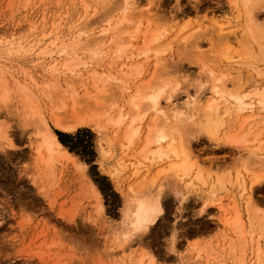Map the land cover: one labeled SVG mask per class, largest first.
Instances as JSON below:
<instances>
[{
	"label": "rangeland",
	"instance_id": "1",
	"mask_svg": "<svg viewBox=\"0 0 264 264\" xmlns=\"http://www.w3.org/2000/svg\"><path fill=\"white\" fill-rule=\"evenodd\" d=\"M115 1L120 0H0V127L10 134L9 138L0 134V264H138L135 261L141 257V264H147L150 258H155L154 264H264V226L255 225L257 232L250 234L252 219L248 220L243 196L236 187L213 195L200 183L187 186V178L179 185L172 184V177V182L169 177H160L154 187L152 178L165 163L148 162V167L141 166L144 169L135 172L142 137L133 147H124V128L117 131L106 121L109 105L112 112L120 104L128 106V96L137 89L147 93L151 84L158 89L167 77L173 81L163 80L171 85L167 84L160 96V106H185L198 86V97L209 98L214 76L205 70L203 63H207L215 76L223 78L226 90L244 93L246 100L253 102L252 108L228 116L230 122L219 135L225 138L250 130L252 138L261 131L263 139L264 108L257 100L264 88V55L257 60L251 58L252 66L245 62L248 54L239 46L245 17L240 12L241 1L137 0L142 11L135 15ZM260 13L264 16V8ZM184 24L189 26L179 33ZM190 30L195 34L188 40L183 38ZM151 31L161 33L159 41L171 43L160 55L167 60L159 61V66L158 58L152 57L154 52L147 54L148 59L141 51ZM135 32V37L131 36ZM94 48H98V54L93 53ZM224 49L229 51L228 56L221 54ZM78 55L88 59L87 66L76 63L80 72L53 71L54 60L61 63V59L75 60ZM88 68L95 73H89ZM20 83L36 96L44 117L58 138L67 141L62 143L75 159L60 157L47 168L36 157L35 119L28 118ZM156 87L151 88L154 91ZM174 88L167 101V92ZM244 115L250 117L242 123ZM54 116L67 121L81 117L93 120L63 130L53 124ZM192 137L195 153L208 164L204 165L221 174L236 172L242 161L257 162L250 148L262 140L258 138L255 145L242 148L217 141L206 132H196ZM259 147L257 154L264 156V140ZM262 157H258L259 164L248 166L260 170ZM114 166L121 169L116 177L111 173ZM157 191L163 210L149 230L135 231L141 242L136 234L125 244L120 242L124 233L133 231V198L145 199ZM252 194L251 209L264 220V179L256 183ZM235 204L241 205V212L244 208L242 217L248 231L244 240L232 224L223 222L233 217ZM258 241L260 257L256 256Z\"/></svg>",
	"mask_w": 264,
	"mask_h": 264
},
{
	"label": "bare ground",
	"instance_id": "2",
	"mask_svg": "<svg viewBox=\"0 0 264 264\" xmlns=\"http://www.w3.org/2000/svg\"><path fill=\"white\" fill-rule=\"evenodd\" d=\"M196 1H198V0H196ZM235 1H241L239 3H241L240 5H242L243 10H240V9L239 10L241 13H244L243 15L245 16L243 18L244 19L243 24L240 27L241 31L239 33V41L241 42V44H239V46L240 47L242 46L241 50H243L246 54H248V55H246L245 53L244 54L242 53L244 56L245 55L247 56V57L245 56V58H247V59H245V62L247 64L248 63L251 64L250 66H252V64L254 63V62H252V59H256L257 57L260 58V56L263 57V55H264V16H263V13H260L261 9L264 8V0H235ZM115 2L117 3V4L115 3V5H118V7H119V5H122L123 8H125L126 10L129 9V10H131V12L133 11L132 12L133 15L142 11L141 8H139L137 5V0L135 2H133L131 0H120L119 2H117V1H115ZM237 4H238V2H237ZM196 6H199V5L196 4ZM86 7H87V5H86ZM196 10H199V9H196ZM150 16H151L150 14H148V13L146 14V17L149 20H150ZM238 16H240V15H238ZM125 18H126V15H125ZM188 26H189L188 24L182 25V27H180L181 29L179 30V33H181L182 31H185ZM138 28H140V26ZM138 28H136V31L137 30L139 31ZM146 31L147 30H144L143 32H146ZM187 31H189V30H187ZM191 31L192 30H190V33L188 32V34L184 33L183 38L185 37L188 40V38H190L192 35L195 34V33L194 34L191 33ZM137 32H135L132 35L130 34V35L135 37ZM149 33H148L149 34L148 39H146V42L143 43V46H141V49H143L141 51L146 56L151 51L154 52L155 55H154V53H152L153 54L152 57L154 56V58H156V60L158 58L157 63H156V61H153L156 64H158L159 61L162 62L163 60H167V59H165L166 56L160 57V55L162 53H164L168 49L169 46H171V43L168 42L167 40H165V42L159 41L160 40L159 35L161 34L159 32H155V31L152 32L151 31ZM180 36H182V35H180ZM183 40H186V39H183ZM253 41L257 45L255 48L251 46V44H254ZM131 45H132V43H131ZM167 45H169V46H167ZM134 47H135V45H134ZM97 49L94 48L92 50L94 54H98ZM137 49H139V48H137ZM226 50H229V47L226 46ZM62 51H64V49ZM223 51L224 52L221 54H225L224 56H228L229 51L226 52L225 49ZM236 52L240 53V51H236ZM66 54H68V53L66 52ZM239 56L236 58H239ZM147 57H148V59L150 58L149 55ZM248 57H249V59H248ZM71 58H74V57H71ZM81 59L82 58L80 57V55L76 56V58H75V60H78V61H75L74 59L69 58V59H65L64 61L61 59L62 62L59 63L58 59H56L52 62L51 67L56 69V70H53L54 72L55 71L59 72L58 70L61 69L62 72L71 71L73 73L74 72L77 73V72H80L81 70L76 69V65H77L76 63H82L85 66H87V64H88V61H87L88 59H86V60H83V59L81 60ZM89 59H90V57H89ZM242 59H244V57ZM247 60H248V62H247ZM200 63H202V62L200 61ZM203 64L205 66V70H207L210 75L214 76V81H213L214 83H212L213 85L211 88L213 94L209 98H207L205 100H201L198 97V94L200 92V91H196L200 87V86H198V88L195 91L192 90V92L190 93L189 97L185 101V103H186L185 106L184 105L183 106L174 105V107L164 108L163 106H160V96L162 95L163 92H165V89H166L165 87H167L166 85L169 84L168 82H171L170 80H172V78L170 79V77H167V78H164L163 80L166 79V81H168V79H169V81L166 82V81L162 80V82L159 83L160 85L157 84V85H159L158 89H157L155 84H151L152 86L148 85V84H150V82H148V84H147L148 85L147 88L150 87L149 92L147 91V93H146V91H145V93H144V91H142L143 92L142 93L139 89H137L138 91H136L135 94H131L130 96H128V101H127L129 104L128 106H126L125 103L120 104L118 106V109H114V111L112 112L111 110H112L113 106L109 105V109L107 110L109 112L106 113L108 116L107 115H106L107 117L105 116L107 118L106 121L110 125H113L117 131H118V129H121L122 127L124 128V136H125L124 138H125V140H127L126 144H124V147L126 145L127 148L128 147L130 148L132 145L135 144V141L137 138L142 137V139H143L142 145H140L138 147L137 152H136L137 154L134 153V154H136V161L138 163V166L135 167V169H136L135 172L140 171V169H144V168H140L141 166L146 167V165H147V167H148V162L149 163L151 162L153 164L159 163V162L165 163V166H162V168L159 167L161 169H159V171L157 170V174H155V176H153L152 183L157 182L160 177L162 179L164 178L165 180H166V178L169 179L172 177L174 180V182L172 184L175 183V184L179 185L180 181L187 178V179H189L187 184H186L187 186H191L190 184H193V186H194V184L196 182L200 183V184L206 186L208 188L209 192H211V194H213V195L218 190H226L227 191L228 190L227 188L230 186L236 187L240 193V197L243 196L244 205H245L244 207H246L245 209H246V212L248 215V220L252 219V220H249L252 222L250 225L251 227L249 226L251 229V231H249V232H250V234L252 233L251 235H253L256 231L254 228L255 225L263 224L262 226H264V220L261 219L260 215H258L259 213L256 214L257 212H255V210L251 209V206L253 203V195H254V194H252V192L254 191L256 183H259L260 181H262L264 179V170H263V166H262V164L264 165V163H263L264 159L262 160L263 162L262 161L260 162V167L258 166L260 170H255L256 168H253V166H255V164H254L256 162L255 160L252 161L251 159H248L247 162L249 163V165H250V163H251V165L253 164V166L251 168H253L254 170L248 166V163H246V161L244 163L242 161L241 165L239 164L241 166V168L236 169L237 171L234 173H228L229 172L228 170H227L228 174H224V173L221 174L218 172L213 173V172H215V170L211 169L213 172L211 170H209L210 168L208 169V167H206V165H204L207 163L204 160H201V158H200L201 155L199 156V154L195 153V150L193 149V147L191 145L192 144L191 143V141H192L191 137L192 136L194 137V135H196V132H197V134L199 131L202 133L206 132V134L208 136H211V138H214L217 141H225V142H229L231 144H237L238 146L243 148V147H248L250 144H254L258 140V138L262 139L261 138L262 132L257 130L259 133L256 132L252 138H249L250 133H251L250 130L246 131V132H241V133L238 132L237 134L235 133V134H233L229 137L227 136L225 138L219 135L221 133L220 131L222 130V127L229 124V122H230V120H228V118H227L228 116H230L235 111H236V113H239V112L242 113V111H245L248 108L249 109L252 108L253 102L247 101L246 95L244 93H240L238 91H230L232 89L226 90L225 87L223 86L224 85L223 78L221 76H218V75L215 76L216 75L215 70L213 68L209 67L207 63H203ZM159 65L160 64H158V66ZM158 66H156V67L158 68ZM259 67H261V66H259ZM202 68H204V67H202ZM253 68H254V65H253ZM255 68H257V66ZM258 69H260V68H257V71H258ZM137 70H138V72H140L141 67L138 66ZM88 72L89 73H95L93 68H88ZM158 81H160V80H158ZM222 82H223V84H222ZM94 83L98 87V81L95 80ZM17 85L19 86V84H17ZM169 85H171V84H169ZM20 86H21L20 88L22 89V92L26 95L24 97V99H26L27 106L25 108H27V110H28V114H27L28 118L30 117V119H33V118L35 119V126H36V133H35L36 147H35V149H36V155H37L36 157H39L38 159L41 160L40 162H43V165H46L47 168L51 167L53 165V162L57 158H60V157H63L65 159L66 158L75 159L74 156L72 155V153L67 149V147L58 138L57 134L53 131L49 122L44 117L43 112L40 108V105H39L38 101L36 100V96L34 94L31 95V93L28 92L27 85L20 83ZM154 86L156 88L153 91L154 88H151V87H154ZM144 88L145 87H143V89ZM147 88L145 90H148ZM195 88L196 87H194V89ZM151 89H152V91H151ZM260 90H258V91H260V94H259V98L257 101H258V104H261L262 107L264 108V88L260 89ZM175 91H176V89L174 88L173 90H169V93L167 92V94H168V95L166 94L167 95L166 96L167 101H170V99L173 96V93ZM2 92H4V91H2ZM5 93H8V92H5ZM2 95L6 97V94L5 95L2 94ZM5 97H3V100L6 99ZM247 115H250V114H247ZM247 115L243 116V117H245L243 121L240 117L242 123L246 122L249 119V117L251 116V115L250 116H247ZM86 118L87 117H83V118L81 117L79 119L77 118V120H75V121H67V120L62 119L60 116H54L52 119H53V124L56 127L63 129V130H72V129H75L79 124L92 122V120H93L92 117H90L89 119L88 118L86 119ZM30 119H28V120H30ZM109 124H107V125H109ZM237 124H238V122H237ZM99 126L101 128V125H99ZM194 126L196 127V128H193L195 134L193 133V130H192V127H194ZM241 126H243V125L241 124ZM104 128H106V127H104ZM190 130L192 131V133L194 135H192ZM0 134L6 138H9V136H10L9 131H7V129L5 130L4 128H1V127H0ZM188 136H190V138ZM263 140H264V137L262 140H258L259 142L257 141L258 144H256V146H254L255 149H254V147L250 148L252 150V152L249 151L250 153H252L251 155H253V156H255V158H257L256 163H258L261 159V158H259V160H258V157L263 156V155L260 156L257 154V151L260 148L259 143L260 144L263 143ZM138 141H139V139H138ZM257 145H258V147H257ZM263 150H264V147H263ZM259 151H261V149ZM250 153H248L249 156H250ZM131 156H132V154H131ZM250 157L252 158V156H250ZM262 158H264V156ZM207 166H208V164H207ZM234 166H235V164H234ZM122 167H123V165H120L121 169H123ZM236 167H238V166H236ZM261 167H262V169H261ZM121 169H119V167L114 166L112 168L111 173L116 177L121 172ZM247 177L249 178V181L247 180ZM172 178L170 179L171 182H172ZM177 180H179V181H177ZM176 181H177V183H176ZM159 184H163V183H159ZM154 185H155L154 187H156V183ZM177 185H176L175 189H177V187H178ZM172 187H175V186H172ZM159 188L161 189V187H159ZM152 189H154V188H152ZM152 189H151V192L153 191ZM155 190H157V189H155ZM159 191H157L155 194H153L154 192L151 193V195L148 194L147 196H145L146 197L145 199L144 198L143 199L137 198L138 197L137 195H136L137 197H135L137 199L132 197L133 198V200H132V203H133V205H132V217H133V219L132 220L130 219V220L132 222L131 230L133 229V231L124 233V235H123L124 237L122 238V240H120V242L125 244L129 238L131 239L132 235L136 234L135 231L138 232V230H139V232H140V229H141V231H143V229L145 230L146 228L148 229L150 224L154 223V221L158 218L159 214L163 210L161 201L159 199V196H160ZM140 192H142V191H140ZM161 194H162V192H161ZM177 194H179V193L176 192V195ZM180 195H182V194H180ZM182 197L184 198V196H182ZM182 197L180 199L179 198L178 199L181 200ZM235 203L237 204V202H235ZM240 207H241V205L237 206V208L235 209L236 211H234L233 217L230 216L231 219H229L227 216V218L229 220L227 219L226 222H225V220L223 222L227 223L228 225L232 224L233 227L232 226L231 227L237 232V235L239 234L238 236H239L240 240H244L246 238L245 235H246V233H248V231L246 232L245 221L242 217V212H243L244 208L242 207V212H241ZM259 229H262V228H259ZM247 230H249V229L247 228ZM136 235H138V237H139V239H137V240H140L141 236L138 233ZM258 238L259 237L257 236L256 240ZM250 239L252 240L251 236H250ZM133 242H135V241H133ZM140 242H141V240H140ZM239 244L241 245V243H239ZM239 244H238V246H239ZM255 244H257V246H258V247L256 246L258 249L256 251L258 253V255H256V256L260 257L262 250L260 251L259 241L257 243L255 242ZM239 248H241V247H239ZM121 251H123V250H121ZM240 251H242V253L244 252V250H240ZM251 253H252V250H251ZM142 258L143 257H141L138 261H135V262L138 264H141ZM240 258H241V255H240ZM256 258H258V257H256ZM154 260H155V258L154 259L150 258V260L148 261L147 264H154Z\"/></svg>",
	"mask_w": 264,
	"mask_h": 264
},
{
	"label": "trees",
	"instance_id": "3",
	"mask_svg": "<svg viewBox=\"0 0 264 264\" xmlns=\"http://www.w3.org/2000/svg\"><path fill=\"white\" fill-rule=\"evenodd\" d=\"M60 139L63 143H67V141L63 137L60 136Z\"/></svg>",
	"mask_w": 264,
	"mask_h": 264
}]
</instances>
